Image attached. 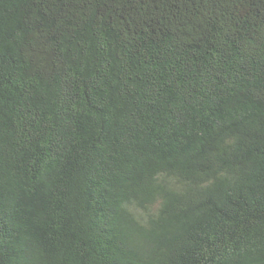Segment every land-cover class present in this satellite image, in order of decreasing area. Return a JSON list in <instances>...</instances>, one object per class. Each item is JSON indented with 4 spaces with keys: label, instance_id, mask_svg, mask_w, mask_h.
<instances>
[{
    "label": "trees",
    "instance_id": "1",
    "mask_svg": "<svg viewBox=\"0 0 264 264\" xmlns=\"http://www.w3.org/2000/svg\"><path fill=\"white\" fill-rule=\"evenodd\" d=\"M0 264H264V0H0Z\"/></svg>",
    "mask_w": 264,
    "mask_h": 264
}]
</instances>
